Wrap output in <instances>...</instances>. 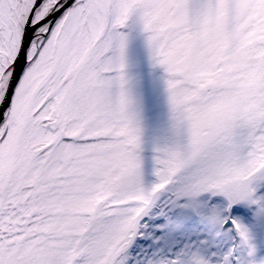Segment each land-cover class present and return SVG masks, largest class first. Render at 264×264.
<instances>
[{
	"label": "snow or ice",
	"instance_id": "snow-or-ice-1",
	"mask_svg": "<svg viewBox=\"0 0 264 264\" xmlns=\"http://www.w3.org/2000/svg\"><path fill=\"white\" fill-rule=\"evenodd\" d=\"M0 264H264V0H0Z\"/></svg>",
	"mask_w": 264,
	"mask_h": 264
}]
</instances>
